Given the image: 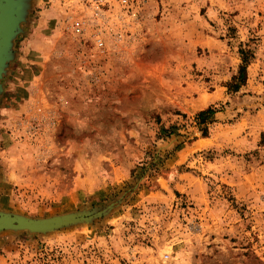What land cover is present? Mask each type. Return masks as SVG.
I'll list each match as a JSON object with an SVG mask.
<instances>
[{"label": "rangeland", "instance_id": "obj_1", "mask_svg": "<svg viewBox=\"0 0 264 264\" xmlns=\"http://www.w3.org/2000/svg\"><path fill=\"white\" fill-rule=\"evenodd\" d=\"M99 17L30 1L0 81V211L123 200L92 224L1 232L0 264H264V0H107Z\"/></svg>", "mask_w": 264, "mask_h": 264}, {"label": "water", "instance_id": "obj_2", "mask_svg": "<svg viewBox=\"0 0 264 264\" xmlns=\"http://www.w3.org/2000/svg\"><path fill=\"white\" fill-rule=\"evenodd\" d=\"M30 1L0 0V81L13 59V41L21 32L20 25L25 22ZM1 92L2 84L0 82V94ZM122 200L123 198L120 197L104 206L37 219L0 211V233L4 231H27L45 235L77 225L92 224L107 217L121 204Z\"/></svg>", "mask_w": 264, "mask_h": 264}, {"label": "built area", "instance_id": "obj_3", "mask_svg": "<svg viewBox=\"0 0 264 264\" xmlns=\"http://www.w3.org/2000/svg\"><path fill=\"white\" fill-rule=\"evenodd\" d=\"M107 0H82L83 6L88 9L94 17L99 19ZM119 6L129 9L132 6L133 0H117ZM71 33L74 36H81L86 28V22L83 18H74L70 24ZM93 43L97 49L104 47V40L99 34H93Z\"/></svg>", "mask_w": 264, "mask_h": 264}, {"label": "trees", "instance_id": "obj_4", "mask_svg": "<svg viewBox=\"0 0 264 264\" xmlns=\"http://www.w3.org/2000/svg\"><path fill=\"white\" fill-rule=\"evenodd\" d=\"M240 58H241V64L238 68L237 75L233 77V82L228 84V89H231L233 91L238 90L239 86L245 81L246 79V68L248 64V58L250 57L249 53L250 50H240ZM214 110L211 108H208L204 111L199 112L196 115V120L198 122V125L204 123L206 118H211V116L214 114ZM204 131V130H202Z\"/></svg>", "mask_w": 264, "mask_h": 264}]
</instances>
